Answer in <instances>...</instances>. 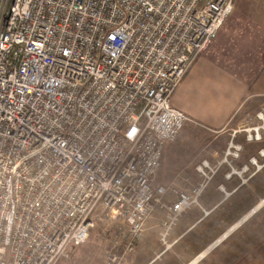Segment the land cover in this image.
I'll use <instances>...</instances> for the list:
<instances>
[{"label":"built area","instance_id":"2783aa9c","mask_svg":"<svg viewBox=\"0 0 264 264\" xmlns=\"http://www.w3.org/2000/svg\"><path fill=\"white\" fill-rule=\"evenodd\" d=\"M234 6L0 0V264H62L103 223L115 239L105 264H124L156 214L166 243L202 208L207 161L188 188L157 176L167 145L194 122L172 98ZM257 118L261 141L264 107Z\"/></svg>","mask_w":264,"mask_h":264},{"label":"rangeland","instance_id":"374dc122","mask_svg":"<svg viewBox=\"0 0 264 264\" xmlns=\"http://www.w3.org/2000/svg\"><path fill=\"white\" fill-rule=\"evenodd\" d=\"M263 107L261 103L242 109L227 128L219 131L200 125L186 126L185 133L175 142L180 151L174 159L173 176L180 180L183 188H188L204 181L196 167L204 161L210 164L214 177L200 199L209 215L198 208L200 213L194 222L204 220L187 232L191 225L181 230L179 226L190 220L193 212L188 211L169 232L166 243L162 224L156 219L150 221L135 253L124 264H186L196 256L197 253H193L198 248L212 244L264 199V135L257 141L252 132L262 124L257 115ZM249 135L254 139L250 141ZM232 143L239 147L232 150L236 156L227 154ZM167 167L161 169L157 177L164 184L172 180L165 178ZM227 176H231L228 181ZM216 205L219 207L214 209ZM112 229L105 223L99 224L91 231L88 241L75 248L62 264H105L103 254L109 242L115 241L110 235ZM199 264H264V206Z\"/></svg>","mask_w":264,"mask_h":264},{"label":"crops","instance_id":"0c3cea01","mask_svg":"<svg viewBox=\"0 0 264 264\" xmlns=\"http://www.w3.org/2000/svg\"><path fill=\"white\" fill-rule=\"evenodd\" d=\"M261 103L264 104V0H235L232 15L209 49L188 72L172 98V105L194 121L188 125H200L208 130L219 131L227 128L242 109L255 107ZM179 147V144L172 143L167 145L164 150L161 169L169 166L164 171V175L168 180L172 178L171 183L177 179L176 176H173L174 169L172 167L174 159L177 158L180 151ZM158 182L168 185L160 180ZM226 195L230 196L228 193ZM218 207L219 205H216L214 209ZM198 208L193 207L189 210L193 212L190 220L179 226L180 230L184 226L191 225L187 231L189 232L204 220L202 218L198 222H194L196 215L200 213L199 209L205 215H209L208 208L204 206ZM254 215L244 220L239 227ZM154 219L161 225L162 213L151 218L146 227ZM234 226L230 227L212 244L198 248L193 253L194 255L197 253L196 256L186 264H199L239 228H234ZM179 229L177 228V230Z\"/></svg>","mask_w":264,"mask_h":264},{"label":"bare ground","instance_id":"6f19581e","mask_svg":"<svg viewBox=\"0 0 264 264\" xmlns=\"http://www.w3.org/2000/svg\"><path fill=\"white\" fill-rule=\"evenodd\" d=\"M239 150V147H237L234 143H232L231 145H230V151L227 153L228 155H231V156H236V154H234L233 152H232V150ZM234 174H237L238 175V173L237 172H234ZM221 190H223V189H221ZM264 206V199L261 201V203L255 208V209H253L244 219H242L239 223H237L235 226H234V228H237V227H239V225L244 221V220H246L247 218H249L251 215H254V214H256L257 213V211L261 208V207H263ZM222 239V238H221ZM220 239V240H221ZM219 240V241H220ZM222 242V241H221ZM214 246V245H213ZM170 249V248H169ZM193 264V263H192Z\"/></svg>","mask_w":264,"mask_h":264}]
</instances>
